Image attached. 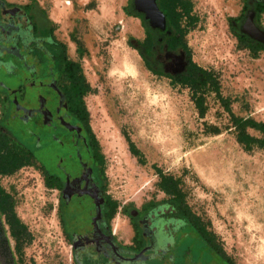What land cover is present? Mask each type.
<instances>
[{"label": "rangeland", "instance_id": "rangeland-1", "mask_svg": "<svg viewBox=\"0 0 264 264\" xmlns=\"http://www.w3.org/2000/svg\"><path fill=\"white\" fill-rule=\"evenodd\" d=\"M6 1L29 4L48 17L92 89L84 102L105 157L106 190L119 205L112 221L118 240L126 243L133 235L131 211L144 213L170 199L160 187L157 167L180 180L188 206L216 235L227 257L236 264H264V149L246 151L237 142L230 115L208 85L202 92L207 114L201 117L192 90L148 69L139 52L145 29L130 12L129 0ZM190 1L198 18L186 37L193 60L216 75L237 116L264 123V48L243 42L232 27L244 0ZM9 83L0 70V85ZM126 135L141 157L130 152ZM0 184L13 196L15 212L27 227L16 249L6 224L15 264H74L59 195L36 162L0 176ZM0 264H8L1 250Z\"/></svg>", "mask_w": 264, "mask_h": 264}, {"label": "flooded vegetation", "instance_id": "flooded-vegetation-1", "mask_svg": "<svg viewBox=\"0 0 264 264\" xmlns=\"http://www.w3.org/2000/svg\"><path fill=\"white\" fill-rule=\"evenodd\" d=\"M129 2L145 29L141 50L150 71L175 82L196 77L197 63L182 31L188 17L181 2ZM246 25L264 32V0H244L242 14L232 22L250 44L264 47V41L243 32ZM72 61L40 9L0 0V70L10 79L9 85H0L10 101L2 123L18 134L24 151L57 191L74 264H219L212 241L203 238L200 226L174 202L153 204L144 213L131 211L133 235L126 243L118 240L111 218L114 200L104 184L94 136L81 114ZM4 216L0 212V250L11 264L10 252L14 255Z\"/></svg>", "mask_w": 264, "mask_h": 264}, {"label": "trees", "instance_id": "trees-1", "mask_svg": "<svg viewBox=\"0 0 264 264\" xmlns=\"http://www.w3.org/2000/svg\"><path fill=\"white\" fill-rule=\"evenodd\" d=\"M6 3V0H2ZM175 1V0H174ZM184 7L185 14L188 17V24L185 26L182 31L184 32L183 35L187 36L188 29L197 25L198 18L193 13V4L190 0H179ZM238 20V19H237ZM233 20V21H237ZM241 40L246 42V37L241 35ZM264 48V47H259ZM140 55L145 61L146 55L144 51L140 49ZM74 65L72 71V77L74 83L80 86L81 90V114L83 118L87 121L89 129L94 136L96 149L99 152V158L102 165V173L105 176V171L103 169L105 163V157L101 154L99 149L98 141L92 132L90 123H89V113L86 109V105L84 102V97L91 92V87L87 83L86 78L83 74L82 68L79 63L71 62ZM146 66L148 67L147 63L145 62ZM194 77L191 80H184L179 82L185 87H188L193 92V100L197 109L199 110V114L201 117H205L207 114V108L205 107V97L203 95V87L206 85L209 86L210 89L214 90L215 94L218 96V99L222 103L223 108L225 111L230 115L231 124L235 130L237 142L244 147L246 151H252L254 147H258L260 149H264V123L257 122L254 119L243 118L237 116L230 105V100L226 99L222 96L220 92L219 82L216 75L212 71H208L198 64L194 65ZM149 69V67H148ZM150 70V69H149ZM163 75V74H161ZM7 99L3 97V94L0 93V105L2 106V112L0 114V176H10L15 174L17 171L22 169L25 166H29L33 163V160L30 156L22 148L20 140L18 138V134L12 129L5 125L3 120L5 121L6 113H9L10 106ZM4 114V115H3ZM249 129H254L262 134V137H256L249 133ZM208 130L212 133L220 134V129L215 126H209ZM126 139L130 146V152L136 156L141 157L140 151L137 149L135 144L131 141V139L126 135ZM156 171L160 177V187L161 189L170 196V199L167 202H174L183 209L185 215L191 219H194L195 223L200 226V232L205 240L209 242L212 241L213 248L217 251L218 255V263L219 264H236L232 261L229 257L226 256L221 245L216 237V235L210 232L203 222V220L198 217L195 213L192 212L190 207L188 206L187 202L185 201L184 194L180 189V180L175 178L173 175H166L157 167ZM49 187H52L51 184L47 183ZM53 188V187H52ZM118 202L114 201V210L112 213V217L114 218L118 212ZM0 212L5 215L7 219V223L12 230V234L14 238H16L18 244L16 249H19V241L20 235L23 231H26L27 227L24 223H22L21 219L17 216L15 212V205L13 196L7 192L2 185L0 184Z\"/></svg>", "mask_w": 264, "mask_h": 264}, {"label": "water", "instance_id": "water-1", "mask_svg": "<svg viewBox=\"0 0 264 264\" xmlns=\"http://www.w3.org/2000/svg\"><path fill=\"white\" fill-rule=\"evenodd\" d=\"M243 32L244 33H248L250 36H252L254 39L259 40V41H264V32L261 31L258 27H256L255 25H246L243 28ZM136 213H138L137 211H135ZM4 232V231H3ZM7 245H8V240H7ZM10 252V251H9ZM145 251H143L138 257L142 256L143 253ZM10 256H11V264H14V259L12 257V254L10 252Z\"/></svg>", "mask_w": 264, "mask_h": 264}, {"label": "bare ground", "instance_id": "bare-ground-1", "mask_svg": "<svg viewBox=\"0 0 264 264\" xmlns=\"http://www.w3.org/2000/svg\"><path fill=\"white\" fill-rule=\"evenodd\" d=\"M129 62V61H128ZM131 67V66H130ZM131 71V70H130Z\"/></svg>", "mask_w": 264, "mask_h": 264}]
</instances>
